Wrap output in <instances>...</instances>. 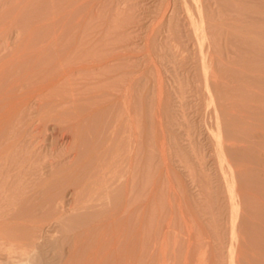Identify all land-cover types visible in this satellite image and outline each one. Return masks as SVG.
<instances>
[{
    "label": "rangeland",
    "instance_id": "1",
    "mask_svg": "<svg viewBox=\"0 0 264 264\" xmlns=\"http://www.w3.org/2000/svg\"><path fill=\"white\" fill-rule=\"evenodd\" d=\"M263 71L264 0H0V264H264Z\"/></svg>",
    "mask_w": 264,
    "mask_h": 264
},
{
    "label": "bare ground",
    "instance_id": "2",
    "mask_svg": "<svg viewBox=\"0 0 264 264\" xmlns=\"http://www.w3.org/2000/svg\"><path fill=\"white\" fill-rule=\"evenodd\" d=\"M242 1V0H241ZM253 4V3H252ZM258 4V3H257ZM246 8V7H245ZM253 8V7H252ZM235 9V8H234ZM263 9V8H262ZM262 9H260L259 7H255L253 10H250L251 12H250V15L252 14V12H253V15L255 16V18H257V19H260L261 18V15L263 14V12L261 11ZM242 10V9H241ZM241 13V12H240ZM243 13V12H242ZM241 13V14H242ZM249 15L248 13H247V10L244 12V14L243 15ZM245 15V16H246ZM242 16V15H241ZM248 18V17H247ZM249 19V18H248ZM248 22H250V21H248ZM254 32V31H253ZM260 35H261V31H260V29H256L255 30V32L254 33H250V31H248V36L249 37H252L253 39H255V42H257V45L258 44H261L262 43V41H261V37H260ZM249 39V38H248ZM251 44V43H250ZM255 44V43H254ZM254 46V45H253ZM256 46V45H255ZM262 46V44L260 45V47ZM262 48V47H261ZM258 50L260 49V48H257ZM256 49V50H257ZM261 50V49H260ZM262 51V50H261ZM259 55H261V54H259ZM258 57V56H257ZM258 60V59H257ZM259 62V61H258ZM251 63V62H250ZM260 63V62H259ZM252 64V63H251ZM251 64H249L250 66H252ZM260 65V64H259ZM247 66H248V64H247ZM246 66V67H247ZM248 71H250V70H248ZM254 72V71H253ZM264 72V71H263ZM256 73H258V72H256ZM261 76V75H260ZM261 90V89H260ZM259 92V91H258ZM262 93V92H261ZM260 93V94H261ZM256 95H258V93L256 94ZM260 97V96H259ZM262 97V96H261ZM262 100V99H261ZM264 101V100H263ZM1 236V235H0ZM3 236V235H2ZM3 237H5V236H3ZM16 244V243H15ZM16 245H18V244H16ZM22 248V247H21ZM21 251V250H20ZM20 253V252H19ZM7 255V254H6Z\"/></svg>",
    "mask_w": 264,
    "mask_h": 264
}]
</instances>
